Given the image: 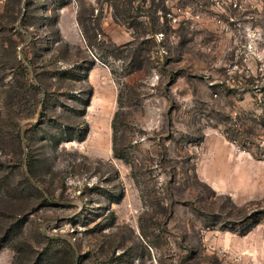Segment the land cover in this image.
I'll use <instances>...</instances> for the list:
<instances>
[{
  "label": "rangeland",
  "instance_id": "rangeland-1",
  "mask_svg": "<svg viewBox=\"0 0 264 264\" xmlns=\"http://www.w3.org/2000/svg\"><path fill=\"white\" fill-rule=\"evenodd\" d=\"M211 5L0 0V264H264V31Z\"/></svg>",
  "mask_w": 264,
  "mask_h": 264
},
{
  "label": "crops",
  "instance_id": "crops-1",
  "mask_svg": "<svg viewBox=\"0 0 264 264\" xmlns=\"http://www.w3.org/2000/svg\"><path fill=\"white\" fill-rule=\"evenodd\" d=\"M157 14L159 15L161 12H157ZM168 15L169 14H167V16ZM212 18L220 20L221 25H216ZM161 19H164V17L162 16ZM173 20L175 21V19ZM206 22H209L221 34L223 33L226 35L234 31L235 40L239 37H244L245 45L250 47L254 44L256 35L260 31H264V25L262 26L259 23L261 22L264 24V0H241L240 10H232L228 6L215 8L211 5L210 12L206 17ZM225 29H227V33L224 32ZM125 36L127 38L129 37L127 33Z\"/></svg>",
  "mask_w": 264,
  "mask_h": 264
},
{
  "label": "built area",
  "instance_id": "built-area-1",
  "mask_svg": "<svg viewBox=\"0 0 264 264\" xmlns=\"http://www.w3.org/2000/svg\"><path fill=\"white\" fill-rule=\"evenodd\" d=\"M212 3V6L215 8H221L224 6L230 7L232 10H240L241 9V0H210ZM167 17H171L168 15ZM214 23L218 26L221 25L220 20H216L215 18H212ZM227 31V29H225Z\"/></svg>",
  "mask_w": 264,
  "mask_h": 264
}]
</instances>
